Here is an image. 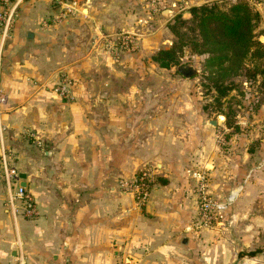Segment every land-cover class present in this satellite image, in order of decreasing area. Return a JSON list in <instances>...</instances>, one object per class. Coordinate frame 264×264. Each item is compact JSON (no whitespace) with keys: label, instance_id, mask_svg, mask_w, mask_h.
<instances>
[{"label":"crops","instance_id":"0c3cea01","mask_svg":"<svg viewBox=\"0 0 264 264\" xmlns=\"http://www.w3.org/2000/svg\"><path fill=\"white\" fill-rule=\"evenodd\" d=\"M159 1L161 11L152 15L147 0H78L81 12L64 18L58 0L15 3L9 40L0 46L9 100L0 110V162L4 151L25 176L21 184L39 215H11L0 169V264H196L180 236L195 213L184 186L164 174L166 184L154 187L145 206L118 186L148 164L167 171L180 153L176 113L168 118L148 101L161 93L135 85L148 80L157 66L151 57L172 42L167 23L179 0ZM209 1L190 0L182 18ZM123 35L134 38V48L122 46ZM60 73L70 78L71 100L52 91ZM27 131L43 146L30 144ZM210 177L217 195L236 186L245 198L264 187V172L213 170Z\"/></svg>","mask_w":264,"mask_h":264},{"label":"rangeland","instance_id":"374dc122","mask_svg":"<svg viewBox=\"0 0 264 264\" xmlns=\"http://www.w3.org/2000/svg\"><path fill=\"white\" fill-rule=\"evenodd\" d=\"M236 1L207 3H215L226 10ZM244 1L259 15L255 34L262 43L264 0ZM10 28L4 39L0 33V46H5L9 40ZM171 36L173 42L174 36ZM206 58L186 49L179 67L170 70L149 67L148 80L143 84L135 83L139 90L161 93L159 100H153L152 96L148 101L155 102L151 106L155 107L156 103L162 106L168 118L175 112L172 131L175 136L181 134L180 144L177 143L179 157L166 164L167 171L160 173L155 164H148L135 174L149 170L153 178L151 195L155 186L166 184L164 174H172L174 183L184 186L195 213L193 223L183 228L180 236L188 238L189 253L196 256V264H264V187L246 194L245 198L243 190L236 186L217 195L212 191L210 177L213 170L218 174L224 170L235 174L237 171L264 172V113L258 112L264 104V91L259 89L258 81L248 82L244 76H237L233 78L236 90L219 109L214 101L215 92L208 90L205 80ZM189 67L194 74L186 78L179 69L187 72ZM0 94L7 95L1 83ZM8 101L0 106L1 111L7 108ZM167 131L171 133L168 128ZM31 133L26 132V139L36 146ZM191 264H194L193 258Z\"/></svg>","mask_w":264,"mask_h":264},{"label":"trees","instance_id":"16d2710c","mask_svg":"<svg viewBox=\"0 0 264 264\" xmlns=\"http://www.w3.org/2000/svg\"><path fill=\"white\" fill-rule=\"evenodd\" d=\"M188 11L189 20L175 14L168 23L174 41L170 48L153 55L151 61L170 70L180 66L186 49L193 55L207 56L205 80L208 90L215 92L214 101L219 109L236 90L233 78L237 76H244L248 82L258 81L259 89L264 91V44L255 34L258 13L244 0L236 1L226 10L215 3H206L191 6ZM179 72L182 74L183 70L180 68Z\"/></svg>","mask_w":264,"mask_h":264},{"label":"built area","instance_id":"2783aa9c","mask_svg":"<svg viewBox=\"0 0 264 264\" xmlns=\"http://www.w3.org/2000/svg\"><path fill=\"white\" fill-rule=\"evenodd\" d=\"M189 1L190 0H179L177 3H173L171 7L176 11V14H181V12L189 6ZM16 2L17 0H0V33L2 34L3 39L5 38V35L14 20ZM58 2L63 5L60 18H64L67 14L74 11L81 12L78 7V0H58ZM159 3V0H147V6L150 14L157 15L160 13L161 8ZM119 41L124 48L128 49L134 48L136 43L134 38L129 35H123L119 38ZM108 48L111 49L112 47ZM71 89L72 83L70 78L66 74L60 73L58 81L52 88V91L63 100H71ZM7 100V96L0 94V106L6 104ZM30 137L37 147L43 146L42 142L36 139L35 134L31 133ZM0 163L2 178L8 192V198L5 205L11 215L13 217L21 216L27 220L36 219L39 212L35 198L30 191L21 185L19 171L16 166L8 160L4 151L1 155ZM152 184L153 178L149 170L142 171L139 174H134L130 178H122L118 180V186L121 193L133 195L139 206H143L150 201ZM114 264H127V262L121 259Z\"/></svg>","mask_w":264,"mask_h":264},{"label":"water","instance_id":"95a60500","mask_svg":"<svg viewBox=\"0 0 264 264\" xmlns=\"http://www.w3.org/2000/svg\"><path fill=\"white\" fill-rule=\"evenodd\" d=\"M193 74H194V70H193L192 67H189V68L187 69V72H183V75H184L186 78L191 77ZM20 179H21V181H24L25 176H24V175L20 176ZM21 185L24 186L23 184H21Z\"/></svg>","mask_w":264,"mask_h":264},{"label":"bare ground","instance_id":"6f19581e","mask_svg":"<svg viewBox=\"0 0 264 264\" xmlns=\"http://www.w3.org/2000/svg\"><path fill=\"white\" fill-rule=\"evenodd\" d=\"M237 191H235V193H233V195H236Z\"/></svg>","mask_w":264,"mask_h":264}]
</instances>
